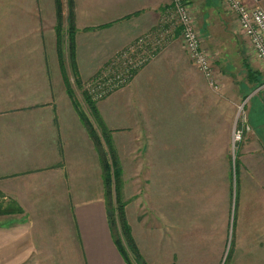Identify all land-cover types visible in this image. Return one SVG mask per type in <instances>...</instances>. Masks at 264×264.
<instances>
[{"label": "crops", "instance_id": "obj_1", "mask_svg": "<svg viewBox=\"0 0 264 264\" xmlns=\"http://www.w3.org/2000/svg\"><path fill=\"white\" fill-rule=\"evenodd\" d=\"M35 1L33 8V0H0V264H126L108 223L98 151L66 93L56 43L42 40L53 9L48 0ZM186 1L205 36L202 45L232 43L228 34L237 24L218 0ZM243 1L264 9V0ZM72 2L77 34L89 27L96 40L85 46L76 39L79 76L86 79L114 53L154 34L171 0ZM183 56L181 45H164L97 107L119 154L123 184H140L142 173L151 179L143 197L139 188L136 195L122 189L127 222L147 258L146 247L158 259L174 256L182 242L213 236L222 242L235 188L236 208L242 186L251 194L259 189L247 180L251 161L242 170L232 150L240 91L226 83L209 90ZM245 101L247 144L262 145L264 154V89ZM254 108L257 123L249 116Z\"/></svg>", "mask_w": 264, "mask_h": 264}, {"label": "rangeland", "instance_id": "obj_2", "mask_svg": "<svg viewBox=\"0 0 264 264\" xmlns=\"http://www.w3.org/2000/svg\"><path fill=\"white\" fill-rule=\"evenodd\" d=\"M218 2L220 3L222 10L226 13H229L234 18L233 20L237 24L235 15L232 14V12L228 10L227 7L224 6L221 0H218ZM48 3H49L48 8L50 10L53 9V11L52 12L49 11L50 18L48 23H45L44 21L45 25L43 24V26L45 27L43 28V30L45 29L49 33H46L45 35L42 34L41 35L42 40L47 39V41L49 42L56 43V56L58 59V64L60 65V69L62 71V76L64 80L66 78L71 83V86L73 87L74 90V96L78 101L79 105L82 106L84 109H86L82 98V92L84 89L87 88L88 86L87 83L103 69L107 68L108 70L111 71L112 67L115 66L114 60L116 57H119V59L121 60H124L125 57L122 55L121 52L122 50L114 53L113 56L110 58V60L100 67L97 73L86 79L80 78L79 80L81 81L82 85L77 86L75 83L76 76L74 75L75 70H77V73L79 74L78 61H77L78 57L76 51L77 48L78 47L81 48V46L78 45V43L76 44V39L78 38L81 44L83 43L85 44V46H88L90 42V38L95 40V37H90V35L88 34L89 27L79 28L81 33L77 34L78 29L76 27L77 20L75 16V10H72L71 7L69 6L70 0H58V2L57 0H48ZM187 4L191 8L190 3L187 2ZM36 5H37L36 1L33 0V8H35ZM170 7H171V3H170ZM170 11L171 9H168L166 11V14L168 13L169 15ZM166 14H164V16ZM167 20H168V24L165 27L160 25L158 30L151 35L152 38L149 40V44H148V47H150L151 49L150 51L147 52V55H149V60L147 61V63L158 54V52L164 47V45L168 43L173 42L183 47L181 39L179 37V33L178 36L176 33L178 32L179 28H176L177 24H176L175 16L171 15L170 18H168ZM236 27L238 29L236 32L231 31L228 34V36L232 39L231 44L228 43L227 46L224 45L219 46V44L216 43L213 45L214 48L211 49L209 46H207V43H204V45H202L205 36L201 28L198 26L199 33L201 35L200 37L201 45L203 48L206 46L207 49L206 48L204 49L208 51L209 54L212 56L215 77L216 79H220L218 80L219 88L213 89L210 86V84L206 81V79L205 81L207 83L208 89L214 92L220 91V89L223 88L222 84L224 83L228 84L230 89H235L236 91L238 89L240 91L242 95V99H241L240 109H238L239 113H237L235 120V124H236L235 128L242 129V137L240 141H234L233 138L232 150H233L234 160L238 161V159L240 158L241 161L240 164L242 170L244 169L243 164L244 163L245 165L247 164V159L251 161V163H248L247 165L248 168L250 169V171H248L249 179L247 180L250 181L251 189L252 186L254 185L257 188L259 187V189L255 190L254 193L251 194L252 192L249 193L248 187L242 186L240 191V207L236 208V202L238 198H237V188H235V196H234L235 206L234 208L231 207L229 220L228 219L224 220L225 226L227 227H224L225 232H224V236H222V238H224L222 242L216 240L215 236H213L212 240L208 239L202 242H193V243L189 241L182 242L183 248L180 251L179 250L176 251L174 253V256H172L171 258L161 257L158 259L154 257L153 252L150 251L149 249L147 250L146 247V251L144 252L145 254L150 253L149 255L151 256L150 258H147V256H143L139 251L144 263L146 264H264V198L260 199L261 197H259L260 201H258V209L259 206L260 207L263 206V208L259 210L258 209L252 210L251 207H249L250 205L253 206L256 205L255 200L258 194L264 196V171H263L264 161L261 159L264 154L261 153L262 145L255 146V144L253 145L247 144L246 139H249L251 137H246V132L248 130L249 124H247L248 111L245 101L248 96L254 93L255 90L258 91L264 89V69L260 70L261 68L256 64V61L259 62L261 66L263 63L260 61L258 56L252 51V48H250L247 38H245V36L239 30L238 25ZM164 30H167L168 32L164 33ZM174 35H176L177 37ZM223 36H224L223 34L220 35L221 41L228 42L227 41L228 38H225ZM98 37L99 34H97V39L99 40ZM183 50H184V56L182 58L185 59L186 61H189L190 63L187 66V69L191 68L193 73L197 72L200 74V72L195 68V66L189 60L184 48ZM84 51L86 52V54H88V51H86L85 49ZM86 56L87 55H85V57ZM251 63L253 65H251ZM192 71L190 72V74L192 77H195L194 74H192ZM253 75L254 77L257 78L253 79L252 78ZM222 79H225V81L227 82H224ZM110 80H108L107 83L108 85H111L113 87L112 88L113 91L110 92L108 95L105 93L102 99L98 101L97 107L100 103L102 104L104 100H106L111 94L115 93L119 89L128 85V83L132 79L124 86L120 82L111 83ZM99 84L100 81H96L93 86L94 87L100 86ZM249 116L252 120L251 122H255V123L259 122L258 119L259 115H257L256 108H254L249 113ZM249 129H250V125H249ZM114 153L117 158V161L119 162V158H118L119 154L117 153L116 150ZM253 170H256V172H253ZM260 171L263 172L261 173ZM242 173L245 174L246 172L242 171ZM120 180H121V184H120L119 194H117V197L121 202L123 203L125 202V204H126L125 199L127 197L125 195L124 198L122 197L123 188L126 191V195L130 190L134 192V195H136L137 188L140 189L139 196L142 197L145 196L146 193L145 191H147L148 189H150L151 192V179L150 177H144L143 173L140 178L141 181L140 184H132L135 181L132 182L131 180L129 184L126 183V180L124 181L125 184H123L121 177ZM104 195H105V188H104ZM150 196L151 195H149V198ZM147 200H148L147 202H151L150 199ZM238 215L239 217H237ZM256 215H260L259 216L260 218L256 219ZM253 222L255 223V225ZM202 238H203L202 236L195 237V235H193V240L196 239L200 240ZM191 244L192 247L189 248L188 245ZM185 246H187V248ZM129 256L131 258L130 264H139L137 260L132 257L130 252H129Z\"/></svg>", "mask_w": 264, "mask_h": 264}, {"label": "trees", "instance_id": "obj_3", "mask_svg": "<svg viewBox=\"0 0 264 264\" xmlns=\"http://www.w3.org/2000/svg\"><path fill=\"white\" fill-rule=\"evenodd\" d=\"M69 6L73 10L72 0H70ZM176 33L178 34L179 30ZM128 51L129 50L127 48L123 49L121 51L122 55L124 56V54ZM131 58H134V56ZM146 63L134 67L133 63H129L128 58L121 60L119 57H116L114 60L115 66L112 67L111 71L105 68L87 83V88L82 92V98L86 109L80 106L76 100L71 83L66 78L64 80L66 93L98 151V156L102 166L108 223L114 244L126 264H130L131 258L129 256V252L139 264L146 263H144L140 255L136 242L132 236L131 228L127 222L124 209L125 202H121L117 197L121 184V168L114 153L115 150L112 146L110 131L104 126L97 109V103L102 99L105 93L108 95L113 91V87L107 83L108 80L111 79V83L120 82L124 86ZM74 75L76 76V85L81 86L82 84L79 80L80 76L77 73V70H75ZM252 78L255 79L257 77H254L253 75ZM96 81H100V86H93Z\"/></svg>", "mask_w": 264, "mask_h": 264}, {"label": "built area", "instance_id": "obj_4", "mask_svg": "<svg viewBox=\"0 0 264 264\" xmlns=\"http://www.w3.org/2000/svg\"><path fill=\"white\" fill-rule=\"evenodd\" d=\"M225 7L236 17L239 30L247 38L253 52L258 56L264 64V9L258 5L249 6L243 0H221ZM258 1V0H255ZM171 11L162 18L161 25L168 24V18L175 16L176 28H179V37L183 48L195 68L206 79L213 89H218V79L215 77L212 56L201 45V35L197 21L192 14L191 8L186 0H171ZM165 29V28H164ZM164 30V33H167ZM152 34L137 39L132 45L128 46L129 50L124 54L128 58L129 63H133L137 67L149 60L147 52L149 40ZM134 56V58H131ZM242 137V129L235 128L233 132L234 141H240Z\"/></svg>", "mask_w": 264, "mask_h": 264}]
</instances>
